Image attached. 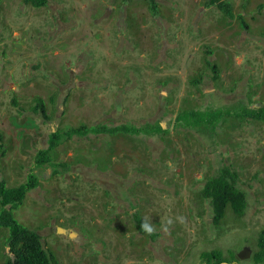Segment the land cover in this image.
<instances>
[{
	"label": "rangeland",
	"instance_id": "obj_1",
	"mask_svg": "<svg viewBox=\"0 0 264 264\" xmlns=\"http://www.w3.org/2000/svg\"><path fill=\"white\" fill-rule=\"evenodd\" d=\"M209 1L3 0L0 181L37 176L13 216L53 264H194L201 251L243 246L252 255L264 228V121L240 115L264 104V0ZM219 109L229 115L214 127L177 120ZM157 124L165 132L65 137ZM56 131L54 160L66 167H37ZM223 170L246 209L215 225L202 189ZM8 234L0 229V264L12 259ZM177 242L184 255L166 262Z\"/></svg>",
	"mask_w": 264,
	"mask_h": 264
},
{
	"label": "trees",
	"instance_id": "obj_2",
	"mask_svg": "<svg viewBox=\"0 0 264 264\" xmlns=\"http://www.w3.org/2000/svg\"><path fill=\"white\" fill-rule=\"evenodd\" d=\"M35 8L46 5L47 0H22ZM222 0H210L211 5L217 4L221 8ZM3 0H0V8ZM227 10V9H226ZM229 12V10H227ZM213 72H216V66H212ZM42 106V105H41ZM42 111L43 108H42ZM229 115L227 110L217 111H187L177 117V120L186 126H205L214 127L219 122L226 120ZM242 118L256 121H264V104L259 108L245 109L240 115ZM165 132L157 124L155 126L135 127L131 125H120L107 127L105 125H96L92 127L81 126L79 128H70L65 132V137L70 138L74 135H86L88 133L96 135H130L138 136L143 134H153V132ZM59 132L50 134L48 147L40 150L35 156L37 167L49 165L51 167L65 168V163H56L54 160L55 150L61 140ZM39 185L35 174L30 173L26 181L15 187H7L4 181H0V229L5 228L9 231L7 244L12 259L4 264H53L54 257L43 248L40 236L19 224L13 216V211L20 206L27 193ZM202 195L211 203L213 212V223L215 225L225 217L226 211L231 210L235 215L240 216L246 209V196L243 191L236 186L235 175L228 170H223L217 177L207 180ZM142 231H145L142 227ZM217 257L219 254L217 253ZM255 262L264 263V228L260 230L256 238V249L253 253Z\"/></svg>",
	"mask_w": 264,
	"mask_h": 264
},
{
	"label": "flooded vegetation",
	"instance_id": "obj_3",
	"mask_svg": "<svg viewBox=\"0 0 264 264\" xmlns=\"http://www.w3.org/2000/svg\"><path fill=\"white\" fill-rule=\"evenodd\" d=\"M147 232V231H144ZM183 243V242H182ZM181 242H177L175 246H170L166 251H163V258L167 262L168 259L175 260L179 255H184L183 246ZM166 245H168L166 243ZM168 249H170L168 251ZM256 249V243H255ZM254 249V251H255ZM220 251V250H219ZM215 250L201 251L196 255L194 264H264L262 262H255L253 260V253L251 255L250 250L243 246L238 251L232 252L230 250H225L224 252H219ZM217 253L219 257H217ZM184 259V257H182ZM192 259V258H191ZM175 264H189V263H175Z\"/></svg>",
	"mask_w": 264,
	"mask_h": 264
},
{
	"label": "clouds",
	"instance_id": "obj_4",
	"mask_svg": "<svg viewBox=\"0 0 264 264\" xmlns=\"http://www.w3.org/2000/svg\"><path fill=\"white\" fill-rule=\"evenodd\" d=\"M142 227L146 228V230H147L148 232H151V231H152V229L149 228L147 224L142 225Z\"/></svg>",
	"mask_w": 264,
	"mask_h": 264
}]
</instances>
